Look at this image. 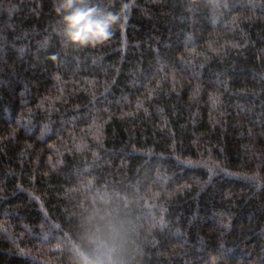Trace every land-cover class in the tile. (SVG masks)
<instances>
[{"label": "trees", "instance_id": "1", "mask_svg": "<svg viewBox=\"0 0 264 264\" xmlns=\"http://www.w3.org/2000/svg\"><path fill=\"white\" fill-rule=\"evenodd\" d=\"M56 0H0V264H76L97 209L127 264H264V0H99L96 48Z\"/></svg>", "mask_w": 264, "mask_h": 264}, {"label": "clouds", "instance_id": "2", "mask_svg": "<svg viewBox=\"0 0 264 264\" xmlns=\"http://www.w3.org/2000/svg\"><path fill=\"white\" fill-rule=\"evenodd\" d=\"M215 6H226V0H213ZM54 11L60 17L62 43L74 49L96 48L108 41L119 16L99 0H56ZM82 243L72 251L76 264H127L124 259L127 232L111 211L97 209L85 221ZM227 251L221 246L210 251L203 264H225Z\"/></svg>", "mask_w": 264, "mask_h": 264}]
</instances>
